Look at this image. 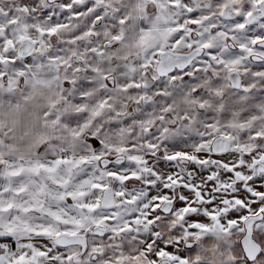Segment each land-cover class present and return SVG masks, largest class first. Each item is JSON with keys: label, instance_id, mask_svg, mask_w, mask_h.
Segmentation results:
<instances>
[{"label": "snow or ice", "instance_id": "obj_1", "mask_svg": "<svg viewBox=\"0 0 264 264\" xmlns=\"http://www.w3.org/2000/svg\"><path fill=\"white\" fill-rule=\"evenodd\" d=\"M37 3L0 8V92L15 93L21 83L33 91L55 83L49 99L55 108L68 95L59 88L63 84L79 90V110L90 118L65 121V134L55 139L37 122L25 141L8 126L17 109L0 104V264H205L210 249L204 245L237 231L244 264H264V185L257 184L264 180V0H212L207 7L200 6L205 0H63V23L55 16L46 20L47 12L37 17ZM69 28L78 29L74 38L50 50L48 38ZM133 54H144L138 67L127 63ZM201 55L207 63L196 72L223 73L238 96L217 104L222 117L199 123L185 147L169 145L160 153L167 165L156 167L149 157L163 144L141 145L148 153L142 156L123 139L134 134L132 127L113 124L117 131L104 133L99 119L113 111L114 94L101 92L105 98L89 110L84 97L93 94V85L77 83L74 75L91 56L85 69L90 76L129 93L146 85L110 76L149 70L153 79L169 72L175 77L179 67L187 80L193 75L188 65ZM113 57L124 62L123 69L97 60ZM45 73L52 78L43 79ZM218 85L219 79L201 82L221 96ZM191 92L201 97L195 88ZM147 99L140 95L136 103ZM206 99L201 97V109ZM170 112L164 107L160 115L136 117L133 127L148 133L160 123L157 139L167 143L165 137L175 135L163 125ZM41 115L46 126L61 123L48 109ZM200 168L207 174L194 178ZM142 180L148 191L132 187Z\"/></svg>", "mask_w": 264, "mask_h": 264}, {"label": "clouds", "instance_id": "obj_2", "mask_svg": "<svg viewBox=\"0 0 264 264\" xmlns=\"http://www.w3.org/2000/svg\"><path fill=\"white\" fill-rule=\"evenodd\" d=\"M88 2V0H85ZM247 0H242V3H246ZM212 3V0H205L202 7H207ZM21 0H0V8L6 11H11L15 7L20 6ZM242 6V5H241ZM65 7L63 0H38L37 3V17L43 15L44 12L48 13L49 19L53 16L60 22H65L66 17L62 15V9ZM69 24H74L73 21H67ZM84 21H80L82 25ZM216 23L223 24L224 21L216 20ZM78 29L69 28L64 31L63 34L53 38H48V47L53 52L56 51L57 46L60 44L61 40L72 39L73 31ZM33 39L39 40L41 37L33 33ZM84 46L87 47L88 42H83ZM67 47V45H65ZM19 52V46L16 49ZM181 55H191V53H181ZM204 55H208L205 53ZM204 55L197 57L193 63L188 65V71L192 72L193 75L189 76L187 80L182 79L188 75V72L177 67L175 69L176 76L174 77L171 72L165 76H157V78H152V73L149 70H139L137 72L117 71L110 76V80L123 81L135 79L146 87H142L138 91H130L129 93H119L117 91L118 87L123 85H112L109 87L103 80H99L95 74L89 75L85 69L90 68L92 64V57L88 56L86 59L89 61L88 64L81 63L78 65L81 71L75 72L74 75L77 79V83L83 81L85 84H92L93 89L91 96L84 97V103L89 106L91 110L98 102L102 101L105 97L101 96L100 93L112 92L114 98H110V103L112 104L113 111H105L103 117L99 119V126L104 133H115L117 128L113 127V124L118 125L120 128L132 127L133 133L125 136L123 139L127 144H131L133 147L139 148V155L148 156L141 145H146L149 142L155 141L157 144H163V147L158 149L155 157H149L151 159V164L153 167L158 166L161 162L167 165V161L164 160V156L160 155L163 153L169 145H179L180 147H185L183 143L193 137L198 131L197 125L201 122L207 120L220 119L222 113L216 111L217 104H228L230 101L235 102L238 93L228 86L227 80L224 74L221 73L219 77L210 75L208 71L196 72L197 68L203 69L205 63ZM217 56L220 55L219 52L216 53ZM27 59V57L25 58ZM105 63L110 64L111 67L123 69L124 62L116 61L115 58L108 61L107 58H97ZM144 54L135 55L129 57L127 61L128 64L136 65L143 63ZM6 68L8 66H5ZM51 73H45L43 79H51ZM64 74L61 73V76ZM219 79L218 87L223 89V94L221 96H216L213 92H208L205 87L201 86V82L205 81H216ZM59 88H62L64 92L68 93L62 100L58 99L55 104V108H49V99L52 97L53 93L57 92V84H53L49 87H38L35 91L31 86L27 87L21 83L18 86V90L15 93L9 94L7 90L0 92V104L5 108L12 106L13 109H17L12 117L9 118L8 126L13 129V134L21 138L22 140H28L29 136L36 130L37 122L39 123L40 131L47 137L55 139L63 136L65 134L64 122L71 120L73 118H83L87 120L90 118L84 112H81L80 105L77 103L81 99L79 90L73 91L71 88H65L63 84H59ZM195 88V91L201 93V97H206V104L208 105L205 109L199 107V103L205 102L201 100V97H196L194 92L190 93V90ZM167 92V95L160 96L159 93ZM183 94V95H182ZM140 95H144L148 99L144 102L136 103V98ZM195 101V102H194ZM124 105L126 107L121 108ZM18 106V108H17ZM164 107H171L172 112L164 114L163 125L170 130V133H175V135H169L165 137L167 143H163L162 140L157 139L160 135L161 124L156 123L152 126L151 131L145 133L141 127H133L136 124V117L147 118L150 114H161V109ZM48 109L49 111L59 115L61 123L57 125L46 126L44 119L42 118V113ZM123 110L126 115L117 117L115 115L116 111ZM204 112L201 116L200 113ZM211 112L212 115L208 113ZM189 117L185 120L183 117ZM127 122V123H126ZM87 143V139L84 140ZM41 148L45 147L43 144L40 145ZM70 154V153H69ZM216 159H219L215 157ZM115 159H122L121 157H114ZM124 162L127 163L126 158H123ZM187 167V165H186ZM199 173H206L207 170L200 168L198 171H193V177L195 178ZM145 180H149L145 177ZM145 181H141L139 184H134L132 187L136 190L143 188L144 191H148L147 187H144ZM257 184L264 185V180H257ZM238 211V210H237ZM194 245L200 242L193 240ZM243 235L240 232L231 233L228 235L220 236L219 238L213 237L211 244L204 245L209 248V252L205 256V264H244V255L239 254L241 249L238 245H242Z\"/></svg>", "mask_w": 264, "mask_h": 264}, {"label": "crops", "instance_id": "obj_3", "mask_svg": "<svg viewBox=\"0 0 264 264\" xmlns=\"http://www.w3.org/2000/svg\"><path fill=\"white\" fill-rule=\"evenodd\" d=\"M217 158H219V157H217Z\"/></svg>", "mask_w": 264, "mask_h": 264}]
</instances>
